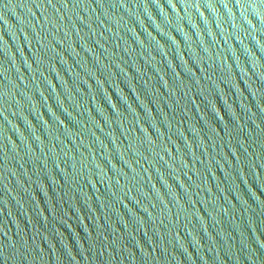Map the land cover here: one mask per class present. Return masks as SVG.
Here are the masks:
<instances>
[{"label": "water", "instance_id": "obj_1", "mask_svg": "<svg viewBox=\"0 0 264 264\" xmlns=\"http://www.w3.org/2000/svg\"><path fill=\"white\" fill-rule=\"evenodd\" d=\"M0 264H264V0H0Z\"/></svg>", "mask_w": 264, "mask_h": 264}]
</instances>
